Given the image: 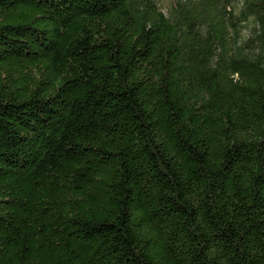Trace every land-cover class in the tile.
Instances as JSON below:
<instances>
[{"label": "trees", "instance_id": "obj_1", "mask_svg": "<svg viewBox=\"0 0 264 264\" xmlns=\"http://www.w3.org/2000/svg\"><path fill=\"white\" fill-rule=\"evenodd\" d=\"M0 264H264V0H0Z\"/></svg>", "mask_w": 264, "mask_h": 264}, {"label": "rangeland", "instance_id": "obj_2", "mask_svg": "<svg viewBox=\"0 0 264 264\" xmlns=\"http://www.w3.org/2000/svg\"><path fill=\"white\" fill-rule=\"evenodd\" d=\"M159 11L162 12L167 18L173 15L176 8H190L192 4L198 3L199 0H154ZM226 5V11H232L234 15H237L244 0H220ZM221 3V2H220ZM253 29L252 20L245 25L241 31V38H245L249 35Z\"/></svg>", "mask_w": 264, "mask_h": 264}]
</instances>
